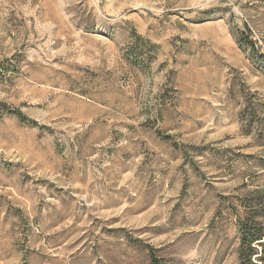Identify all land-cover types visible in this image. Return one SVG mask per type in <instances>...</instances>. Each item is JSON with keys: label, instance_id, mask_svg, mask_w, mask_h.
I'll use <instances>...</instances> for the list:
<instances>
[{"label": "rangeland", "instance_id": "1", "mask_svg": "<svg viewBox=\"0 0 264 264\" xmlns=\"http://www.w3.org/2000/svg\"><path fill=\"white\" fill-rule=\"evenodd\" d=\"M257 189L264 0H0V264H240Z\"/></svg>", "mask_w": 264, "mask_h": 264}, {"label": "trees", "instance_id": "2", "mask_svg": "<svg viewBox=\"0 0 264 264\" xmlns=\"http://www.w3.org/2000/svg\"><path fill=\"white\" fill-rule=\"evenodd\" d=\"M251 199H241L242 216L237 220L240 264L264 263V191L257 189ZM151 264L161 262L151 253Z\"/></svg>", "mask_w": 264, "mask_h": 264}]
</instances>
